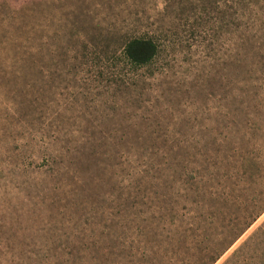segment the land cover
Returning a JSON list of instances; mask_svg holds the SVG:
<instances>
[{
	"label": "rangeland",
	"instance_id": "374dc122",
	"mask_svg": "<svg viewBox=\"0 0 264 264\" xmlns=\"http://www.w3.org/2000/svg\"><path fill=\"white\" fill-rule=\"evenodd\" d=\"M222 6L216 0H0V264H67L71 256L64 253L94 243L114 254L101 259L88 252L77 264H199L214 254L226 219L212 209L187 216L141 207L125 219L129 184L147 182L136 175L138 162L123 164L127 149L119 141H200L201 155L187 158L194 161L186 166L190 177L204 178L218 163L208 184H264V152L254 167L231 159L219 164L231 154L223 149L239 148L234 159L246 156L248 144L264 151L259 99L247 108V121L231 119L239 106L238 76L232 29H219ZM135 37L159 44V55L143 68L121 55L122 44ZM253 98L264 106L263 97ZM86 139L96 141L93 152L78 154ZM61 140L70 151L51 171L43 157ZM150 145L142 148L146 154ZM141 151L132 160H142ZM153 184L180 183L164 176ZM166 189L153 191L170 196ZM263 222L264 213L214 264ZM102 231L110 237L101 239ZM244 257L245 264H264V246Z\"/></svg>",
	"mask_w": 264,
	"mask_h": 264
},
{
	"label": "trees",
	"instance_id": "16d2710c",
	"mask_svg": "<svg viewBox=\"0 0 264 264\" xmlns=\"http://www.w3.org/2000/svg\"><path fill=\"white\" fill-rule=\"evenodd\" d=\"M216 2L223 4L216 13L220 24L219 29L226 33L230 27L233 35L239 106L236 108L237 112H232V122L247 121L250 114L246 110L251 106V102H255L257 99L260 100L257 103L259 106H255V112L258 114L257 119L262 116V120H264L263 99L253 98V96L264 98V0H216ZM121 55L123 60L131 67L143 68L155 61L159 55V44L151 37L131 38L122 44ZM257 110L259 111L257 112ZM251 123L254 124L253 121ZM243 141L244 136L241 137V142ZM61 142L62 140L59 145ZM216 142L212 141V144L215 145ZM78 143V154H84L86 150L93 152L96 145V141L89 139ZM119 143L121 147L127 149L124 152L123 164L127 163L128 165L131 162H138L135 167L140 165L141 169L136 172V175L143 173L140 180L147 182L146 184H140V182L129 184L127 196L124 199V217L126 220L132 214V212L128 213L127 211L137 210L141 207H146L149 212H164L168 209L173 213L185 210L184 213L187 216L195 215L194 213L203 209H212L218 215L224 216L222 218L224 223L226 219L225 226H222L223 231L220 233L214 249L212 248L214 254L208 256L206 253L199 264H214L264 213V184H208L213 179V171L220 169L216 166L218 163H213L210 172H207L204 178H202L203 176L200 177L201 179L199 178L200 184H194L199 180L198 176L195 177L196 175H194L193 178L186 174V166L188 163H194V161H188L189 158L201 155L197 147L198 144L200 145V141L125 139L119 141ZM146 144H151L150 147H152L148 154H146V150L143 151L142 149L145 148ZM229 144L224 141L225 148ZM247 144L248 142L246 148ZM261 145L264 146V141L261 142ZM159 146L161 147L159 148ZM248 147L251 150L245 152L247 153L246 156H241L238 159H234V153L239 148L223 149L224 152L230 151L231 154L227 153L219 164L226 159H231L235 165L239 164L240 167H254L255 163L260 161L257 160L260 159L259 155L264 151L259 150L258 147L260 146L254 143L248 144ZM131 149H134L133 151L142 150L141 153L144 155H142V160L139 158L132 160L135 154ZM69 151L68 147L60 145L51 154L45 155L43 161L45 164L47 163L46 165H49L52 171L51 167L56 165V158H63V162H65L64 158L68 156ZM143 160L146 162H142ZM207 160L208 158L205 157L204 163ZM61 167H65V165ZM165 170H171V176ZM249 175L251 178L249 183H254V175ZM164 176L167 179L170 177L177 178L180 184H153L160 181ZM163 185L167 188L166 190L170 193V196H167L164 192L157 194L153 191V189ZM154 201L155 203H153ZM190 225L192 224L190 223ZM103 233L104 231L99 234L101 239L110 237V232L105 233V235ZM96 237L98 238V236ZM262 238H264V222L222 264H245L243 263L246 261L244 254L264 246ZM73 249H76L73 253H64L71 256L70 262L67 264H77L76 261L81 262L88 252H94L101 259L114 254L112 251H108L107 247L96 243L91 246H80ZM200 250H203V248ZM208 252H210V249Z\"/></svg>",
	"mask_w": 264,
	"mask_h": 264
}]
</instances>
